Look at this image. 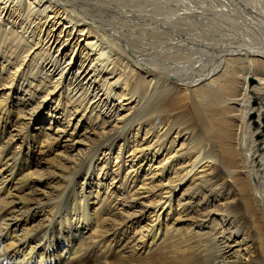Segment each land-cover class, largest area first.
<instances>
[{"label":"bare ground","instance_id":"obj_1","mask_svg":"<svg viewBox=\"0 0 264 264\" xmlns=\"http://www.w3.org/2000/svg\"><path fill=\"white\" fill-rule=\"evenodd\" d=\"M253 58L264 0H0V264H264V160L215 119Z\"/></svg>","mask_w":264,"mask_h":264},{"label":"rangeland","instance_id":"obj_2","mask_svg":"<svg viewBox=\"0 0 264 264\" xmlns=\"http://www.w3.org/2000/svg\"><path fill=\"white\" fill-rule=\"evenodd\" d=\"M224 41H225L224 44H226V46H232L234 49H236V46H234V44L237 42L236 40H232L230 38V39H226ZM214 51H216V50L214 49ZM233 57L234 56L229 55L226 58L227 59V64H226L227 65V72L224 75L223 74H217V76L215 77L217 79V82H218L217 87H220V86L225 87L229 81L236 80L238 78V75L240 77V74L242 75V73L248 69L249 65H248L247 61L242 60V61H239L240 63L235 62V61H233ZM195 58H193L192 60H194ZM197 58H199V56ZM217 59H218V57L216 56V52H215V54H213V57H211V59L209 60V62L207 64L208 69H212L216 66V60ZM197 60H199V59H197ZM197 60L196 61L194 60V63H195L194 67L195 66L197 67L199 64L202 63L201 61L197 62ZM253 60H255V62H257V64H260V66L258 68L256 66H253L254 68H253V70H251V76L259 78L260 77L259 74H262V72L264 73V61H262V60L259 61V58H255V59L253 58ZM190 61H189V63H191ZM176 63H180V65H186V63H188V60L187 59H180L177 62H175L174 64H176ZM253 77H250L248 79V92L245 95V97H243V99H241V101L239 103V105H241V106L240 107L236 106V108L233 107L234 102H232V100L235 97H234V93L229 91L227 93V95H224L225 98L227 99V103H225L227 111L224 115L215 117V119L218 121L222 120L224 122V124H225V130H224L225 131V133H224L225 139L224 140L226 141L227 145L230 143L231 146L234 147V145H235V135H234L235 128H236L237 124H240L239 120L243 118L245 120L246 125L243 126L241 129V139L243 141L242 144L245 145V148L249 149L252 146L254 147V144H253V142H254L255 146H256V148H255L256 149L255 150L256 160H258L259 158H263V160H264V144H263L264 143V89L259 90V88H257V89L254 88L256 86V82L254 81ZM24 89H25V87H24ZM206 91L208 92L207 89H206ZM206 91H205V89H203V91L198 94L196 101H198L199 103L200 102L205 103L206 101H208V97H209L210 102L214 101V103H215L214 97L208 96ZM216 94H218V93H216ZM220 97H221V95H220ZM226 99H224V100H226ZM46 104H47L48 110L46 109L45 113H48V111H50L49 106L53 108L54 104L49 103V102H46ZM124 112H126V110H124ZM190 113L193 114V109L191 110ZM258 117H259V119H258ZM85 129H86L85 124H83V126L80 125V127H79L80 133L79 134H83V132H85ZM251 135H253L252 138H251ZM81 140H84V137H81ZM84 143L85 142H83V143L80 142L78 146L81 148H84L87 145V144L85 145ZM140 216L141 215H134L135 218H139ZM160 241H159V243H160ZM159 254H160L159 252L156 253L155 257L158 256ZM163 257H165V258H163V262L165 261V259H167L165 262L166 264L172 263L171 261H177L173 258L174 257L173 255H170L169 251H167L166 255L163 254Z\"/></svg>","mask_w":264,"mask_h":264}]
</instances>
